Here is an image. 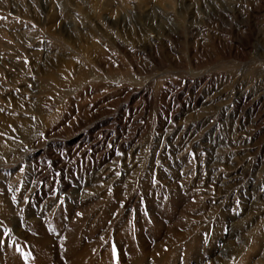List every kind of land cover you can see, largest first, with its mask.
Instances as JSON below:
<instances>
[{
	"label": "rangeland",
	"instance_id": "rangeland-1",
	"mask_svg": "<svg viewBox=\"0 0 264 264\" xmlns=\"http://www.w3.org/2000/svg\"><path fill=\"white\" fill-rule=\"evenodd\" d=\"M0 264H264V0H0Z\"/></svg>",
	"mask_w": 264,
	"mask_h": 264
},
{
	"label": "snow or ice",
	"instance_id": "snow-or-ice-1",
	"mask_svg": "<svg viewBox=\"0 0 264 264\" xmlns=\"http://www.w3.org/2000/svg\"><path fill=\"white\" fill-rule=\"evenodd\" d=\"M13 199H15V197H13ZM115 251V250H114ZM27 258H28V255L27 254H25V259L27 260Z\"/></svg>",
	"mask_w": 264,
	"mask_h": 264
},
{
	"label": "bare ground",
	"instance_id": "bare-ground-1",
	"mask_svg": "<svg viewBox=\"0 0 264 264\" xmlns=\"http://www.w3.org/2000/svg\"><path fill=\"white\" fill-rule=\"evenodd\" d=\"M43 244V243H42Z\"/></svg>",
	"mask_w": 264,
	"mask_h": 264
}]
</instances>
